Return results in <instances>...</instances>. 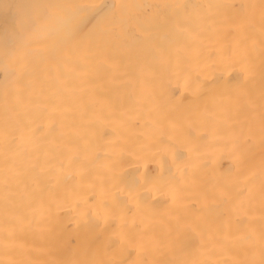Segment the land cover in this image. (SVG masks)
Segmentation results:
<instances>
[{
    "label": "snow or ice",
    "instance_id": "6c2138e0",
    "mask_svg": "<svg viewBox=\"0 0 264 264\" xmlns=\"http://www.w3.org/2000/svg\"><path fill=\"white\" fill-rule=\"evenodd\" d=\"M46 7L0 54V264H264V0L121 2L55 59Z\"/></svg>",
    "mask_w": 264,
    "mask_h": 264
},
{
    "label": "bare ground",
    "instance_id": "6f19581e",
    "mask_svg": "<svg viewBox=\"0 0 264 264\" xmlns=\"http://www.w3.org/2000/svg\"><path fill=\"white\" fill-rule=\"evenodd\" d=\"M121 2L131 0H0V54L22 53L27 32L36 28V22L31 27L24 25V13L35 5L47 6L39 23L64 21L66 24L65 31L60 34L36 42V46L43 49L42 55L55 59L64 51L102 38L107 24V14L113 5ZM229 2L240 3L241 0ZM11 75L10 70L0 62V85H3ZM181 97H186L184 108H176L175 105L179 104ZM192 99L194 97L183 84L177 88L173 83L171 93L165 95L160 104L165 115L179 121L184 109L188 107V101ZM217 159L219 160V157ZM227 167L226 159L219 160L217 174L226 172Z\"/></svg>",
    "mask_w": 264,
    "mask_h": 264
}]
</instances>
